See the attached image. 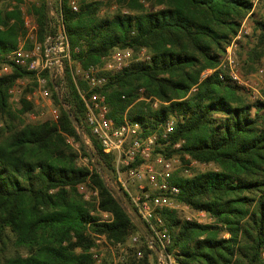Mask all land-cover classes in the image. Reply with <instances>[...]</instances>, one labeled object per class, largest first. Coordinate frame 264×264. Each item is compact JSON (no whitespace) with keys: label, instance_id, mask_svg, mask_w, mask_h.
Instances as JSON below:
<instances>
[{"label":"trees","instance_id":"obj_1","mask_svg":"<svg viewBox=\"0 0 264 264\" xmlns=\"http://www.w3.org/2000/svg\"><path fill=\"white\" fill-rule=\"evenodd\" d=\"M110 2L117 8L99 15L107 0H79L76 11L69 0H55L60 21L54 26L47 0H35L27 12L35 18L40 45L61 24L70 59L81 70L102 67V57L115 48H146L147 60L115 73L99 70L96 75L107 81L92 92L104 95L108 117L116 125L126 113L150 133L173 119L171 143H183L176 150L158 147L157 152L188 154L215 167L173 179L180 202L214 219V224H202L182 220L175 210L160 212L170 235L166 250L175 264H264V100H250L221 69L201 78L204 70L219 64L246 16L253 20L255 42L242 62L253 71L264 56V14L256 17L253 0ZM23 3L7 0L0 5V67L10 68L0 74V264H94L90 248L95 235L123 243L134 234L139 246L129 250L128 260L149 264L152 256L156 261L145 236L158 243L139 218L137 224L132 220L136 213L126 210V195L113 174L114 157L102 151L84 122L85 105L78 93L88 88L83 75L75 76L68 62H63L62 76L42 73L58 107L57 122L21 120L19 115L32 107L24 98L19 108L12 107L9 89L18 79L34 76L6 58L27 32ZM150 96L160 100L158 107L146 100ZM79 152L88 158V166L77 163ZM102 173L113 177L118 188ZM80 184L96 190L98 207L111 214L110 220L91 214L93 203L78 190ZM138 250L142 258L135 261ZM110 261L104 258L102 264Z\"/></svg>","mask_w":264,"mask_h":264},{"label":"built area","instance_id":"obj_2","mask_svg":"<svg viewBox=\"0 0 264 264\" xmlns=\"http://www.w3.org/2000/svg\"><path fill=\"white\" fill-rule=\"evenodd\" d=\"M58 1L60 4V0ZM69 4L73 11L77 10L74 1L71 0ZM54 14L56 21L59 22L60 14L55 12ZM24 24L27 29L25 37L22 41H19L15 50L6 54V58L34 72L39 95L48 100L51 105L50 94L45 87L47 78L42 73L49 70L51 77L54 74L62 76L63 62L69 63L70 61L68 40L61 24L57 23V33L55 35L47 34L43 45H40L36 40V24H29V20H25ZM59 27L62 29L61 32ZM242 28L226 46L216 68L204 70L201 78L215 69H221L227 73L233 83L238 86L252 88L249 80L242 76L236 56V47L241 38ZM26 41L32 43L31 48L25 49ZM148 58L149 55H145L142 60ZM129 59L130 50H115L109 55L104 70L111 73L119 72L129 65ZM263 72L264 60L258 69L259 74ZM220 77L222 78V75ZM83 78L88 88L86 90L79 88L78 93L85 105L84 122L91 135L100 144L102 151L114 157L113 174L115 181L125 193L133 211L148 228L152 238L158 243V248L163 252L165 258L164 264H167V261L171 264V256L166 250L170 243V235L160 212L190 208L177 199L179 187L173 182V179L179 175L180 167L177 155L167 156L164 153L165 151L157 152L156 150L158 147L163 148L167 145L171 146L173 150L180 148L183 140L174 143H171L170 140V135L174 131V120L167 119L157 129L145 133L146 129L139 122L128 119L125 113L122 123L116 125L114 120L108 117V107L104 95L99 92H92L93 89L102 87L107 78L97 76L92 67L84 72ZM192 90H195V87ZM149 99L152 100L154 108L158 107L159 99L155 97ZM50 115L56 122L58 119L57 110L51 109ZM186 157L189 158L188 154H186ZM191 162L192 164L206 166V163H200L195 159ZM96 193L94 191L95 195ZM197 214L198 216L205 215L206 212L197 210ZM187 219L191 220L190 218ZM133 240L135 241L136 237ZM116 245L119 251L113 259V264H133L128 260L124 243H117ZM90 253L94 263H100V252L92 248ZM140 258H142V252L138 250L135 253V261ZM158 258L161 259V257Z\"/></svg>","mask_w":264,"mask_h":264},{"label":"rangeland","instance_id":"obj_3","mask_svg":"<svg viewBox=\"0 0 264 264\" xmlns=\"http://www.w3.org/2000/svg\"><path fill=\"white\" fill-rule=\"evenodd\" d=\"M6 1L7 0H0V5H2ZM34 1L35 0H24V3L22 4L23 11H24V19L29 20V24H35V21H34L35 18L27 12V7L29 6V4L33 3ZM70 1L71 0H69V3H70ZM72 1L75 2V4L77 5V8H78L79 0H72ZM52 3L55 5V0H50V2L48 3V6H49L48 16L50 19V23L53 26V24H55V22H56V17L54 14V9H53ZM144 4L146 7H149V5H150L149 2H145ZM116 8L117 7L112 2L109 3V0H107V5L106 6L104 5L101 7V9L99 11V15H102L105 12H112ZM253 8H254V12L256 14V17L257 18L262 17L264 14V0H253ZM242 25L244 26L243 28H242ZM240 28H242V33H241V38H240L238 45L236 47V56H237V60H238V64H239L242 76L249 80L250 84L252 85V88H246L243 86H240V87H242L243 90L249 95L250 100H255V99L264 100V72L262 74L258 73V69L261 66L262 61L264 60V56H262V58L259 60V62L254 66L253 71H250L251 69L248 68V66L243 67V62H242V60L244 59L245 50L248 49L250 46H252L255 42L253 20L249 16H246L244 19H242L238 31L240 30ZM238 31H237V33H238ZM22 40H20V41H22ZM115 50H120V49L115 48L112 52H114ZM127 50H130V59H129V63H128L129 65L132 62L142 60L145 55H149L146 48H140L135 52H133L129 48H127ZM142 52H143V54H142ZM109 55L102 57V60L104 61V64L102 67L99 68V67L90 66V67H92L94 72H96V74L98 73L99 70L100 71L104 70V66L107 62V59H109ZM68 64H70V66L72 67L75 76L76 75H81V76L84 75V72L90 68L89 67L87 70H81L78 63L72 61L71 59H70ZM9 71H10V68L6 64L1 65L0 74L7 73ZM45 87L50 94L49 96H50V100H51V105L49 104L48 100L42 98L39 95V93L37 91L38 83H37L35 76L18 79L15 82V84L9 89L10 102H11L12 107L14 109H17L21 106V103L19 101L20 98H24L26 101L31 102V104H32V107L30 108L29 111H27L23 115H19L20 119L23 120L24 122H41V121L54 122L53 118L50 115V110L55 109L58 112V107L53 104V100L51 97L50 90L47 88V83H46ZM191 91H193L192 88H191ZM149 98H153V96L146 98V100L147 101L151 100ZM81 138L84 139V145L86 147L89 146V141H88L87 137L85 136V134L82 132H81ZM67 142H69V144H71L75 149L79 148L78 143L74 142L71 138H67ZM176 155L178 157V164L180 167L179 168V176H192L193 173H195V172H199V171H203V170H209V169H215L214 165L211 163H206V166H201L199 164H192L191 161L194 159L191 158L189 155H188L189 158L186 157V154L182 155V156L180 154H176ZM77 163L79 165H82V166H88V158L84 157L79 152V157L77 159ZM102 174H103L104 178L108 181V183H110L112 181L114 183L115 189L118 188L113 177L110 176V178H109L107 176V174H105V173H102ZM78 190L83 193L85 200H90L93 203L92 209H91L92 215H94L99 220H105V219L112 218V216L109 212L102 211L101 209H99L98 200H97V193H96V195L94 194V191H96L95 189L89 188L85 184H80L78 186ZM124 203L126 205L127 210L129 211V213L132 214L133 209L129 205L128 199H127V201L124 200ZM175 211H176L177 215L182 220L183 219L186 220L187 218H190L191 220H194L197 222L200 221L199 223H202V224H214V219L208 213H206L205 215H199L198 216L197 210H195L193 208L184 209V210L178 209ZM134 218L137 220L138 217L134 216ZM222 235L227 236V234H225V233H222ZM134 237H136L135 241L133 240ZM117 243L118 242L115 243L111 240H108L104 235H95L94 245L90 248V250L93 248L94 250H97L100 252V254H101L100 260L101 261L98 264H102L104 258H106L109 261L111 260L110 264H113V259L118 255V251H119L118 248L116 247ZM123 243L127 249V253H128L127 256L130 257V251L129 250L131 248H137L139 246L137 234L129 236L125 240V242H123ZM157 259H156V261H154L153 257L150 256V263L149 264H164V260H162V258L159 259L157 257ZM171 259H172L171 264H175V261H174L172 256H171ZM167 264H170V263L167 261Z\"/></svg>","mask_w":264,"mask_h":264},{"label":"water","instance_id":"obj_4","mask_svg":"<svg viewBox=\"0 0 264 264\" xmlns=\"http://www.w3.org/2000/svg\"><path fill=\"white\" fill-rule=\"evenodd\" d=\"M47 2L49 3L50 2V0H47ZM55 12V11H54ZM56 13V12H55ZM59 31L61 32L62 31V29H61V27H59ZM63 106H64V109L67 111L68 110V107H67V105L66 104H63ZM84 140V139H83ZM90 159H91V161L94 163V166L99 170V172H100V168H99V165L96 163V162H94V159H93V156H92V154H90ZM115 196V198H117V196L116 195H114ZM126 210H127V208H126ZM128 211V210H127ZM128 213H129V211H128ZM131 218H132V220L134 221V222H136V224H137V221H136V219L134 218V217H132L131 216ZM145 238H146V241H147V243L149 244V246L152 248V250L155 252V254H156V256L157 257H161L162 258V260H164L165 261V258H164V255H163V252H161V250L152 242V240L148 237V236H145Z\"/></svg>","mask_w":264,"mask_h":264}]
</instances>
